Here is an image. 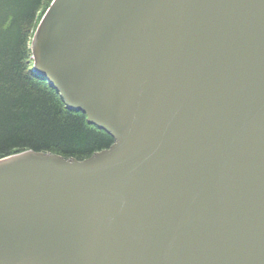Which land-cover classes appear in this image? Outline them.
I'll use <instances>...</instances> for the list:
<instances>
[{
	"label": "water",
	"instance_id": "water-1",
	"mask_svg": "<svg viewBox=\"0 0 264 264\" xmlns=\"http://www.w3.org/2000/svg\"><path fill=\"white\" fill-rule=\"evenodd\" d=\"M31 54L114 143L0 159V264H264V0H53Z\"/></svg>",
	"mask_w": 264,
	"mask_h": 264
},
{
	"label": "trees",
	"instance_id": "trees-1",
	"mask_svg": "<svg viewBox=\"0 0 264 264\" xmlns=\"http://www.w3.org/2000/svg\"><path fill=\"white\" fill-rule=\"evenodd\" d=\"M53 0H0V159L25 151L83 161L113 138L33 74L31 40Z\"/></svg>",
	"mask_w": 264,
	"mask_h": 264
}]
</instances>
